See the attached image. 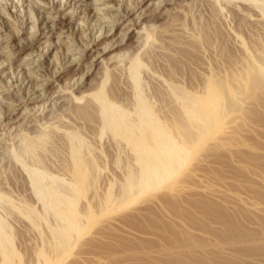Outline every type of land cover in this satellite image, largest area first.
I'll list each match as a JSON object with an SVG mask.
<instances>
[{
  "label": "rangeland",
  "instance_id": "1",
  "mask_svg": "<svg viewBox=\"0 0 264 264\" xmlns=\"http://www.w3.org/2000/svg\"><path fill=\"white\" fill-rule=\"evenodd\" d=\"M135 2L67 0L62 8L65 0H0V181L5 189L14 186L6 192L15 197L6 196L17 204L6 206L16 216L8 219L12 264H264V6L256 0H149L137 17L140 10L126 13ZM46 19L51 25L32 42ZM134 59L139 90L159 118L180 111V94L206 97L215 82L218 97L204 119L185 120L184 136L176 135L172 147L176 158L165 166L176 172L160 175L152 189L127 167L134 154L123 143L117 149L111 135L90 141L84 135L93 143L95 166L84 193L107 198L78 201L75 227L55 238L49 227L59 219L40 215L39 204L34 215H18L21 195L31 189L12 153L26 127L65 115L71 93L89 94L105 76L106 89L130 100ZM75 81L84 82L77 87ZM17 175L28 185L21 187Z\"/></svg>",
  "mask_w": 264,
  "mask_h": 264
},
{
  "label": "bare ground",
  "instance_id": "2",
  "mask_svg": "<svg viewBox=\"0 0 264 264\" xmlns=\"http://www.w3.org/2000/svg\"><path fill=\"white\" fill-rule=\"evenodd\" d=\"M66 1L67 0H65L64 4L59 3V6L60 7L62 6V8H64L66 6ZM136 1H137V3L135 2L136 5H134V7H130V9L126 13L134 14L135 12H138V10H140L137 13V15L135 14L137 17H139L143 15L144 5L149 0H136ZM248 1H252V0H248ZM256 1H259V2L261 1L260 2L261 5L264 6V3H263L264 0L263 1L256 0ZM43 3L45 4V2ZM257 5L260 6V4H257ZM260 8H263V7H260ZM131 11L133 12L130 13ZM140 13H142V15H140ZM3 22L4 24L5 23L7 24L8 21L3 20ZM40 22H42V20H40ZM41 24H42L41 27L40 25H38L35 32H33L32 42L37 40L36 38H34V36L40 33L42 34L44 27L51 25L50 21H48L47 19ZM173 25L175 26V24ZM179 28L181 27L179 26L178 29ZM191 32L186 31L184 34H186L187 35L186 37H189L190 39L197 38L198 36L197 32L194 31L195 34L197 35ZM128 37L129 36H127V38ZM123 39L124 38H121V40L116 39L118 41L117 44L122 45ZM111 41L113 42L112 39ZM112 42L110 43L111 45L114 44ZM110 44L109 46L107 45L104 46V48L106 47V51L107 49L108 50L112 49L111 48L112 46ZM24 45L25 44H23V46L21 47L23 48ZM104 48L102 49L103 51H105ZM98 53H101V51ZM261 54H264V52H261ZM261 54L258 56H261ZM108 60H109V57H108ZM41 63L42 64H39L40 70L42 68L46 70V66L43 65L44 62H41ZM131 63L132 64L129 63L130 65H132L131 69H129L130 71L134 67H137L140 65L137 59H134V62H131ZM93 65H94V62H91V64L87 66L88 70L86 69L87 71L82 72V73H86V76H88L90 74V70H91L90 68H92ZM103 68L105 69L107 67L103 66ZM128 68H130V66ZM235 68L237 67H228L226 68V72H234V70H237ZM134 70L129 73L131 77L130 80H132L134 83L133 96L130 100L128 99L125 100V98H121V94H119L117 91H114L111 88L106 89L107 87H105L106 86L105 83L107 79H105L106 77L105 76L103 81L97 80L98 81L97 82L93 80L96 85L100 81L101 83L100 85H97V86L93 83L96 87L94 88L95 90L93 89L94 91L89 86L88 88H90L91 90L90 89L88 90L92 91V92H89L88 90H86V93L88 91L89 94L88 93L85 94L84 93L85 90L83 91L84 94H82V91L81 92L79 91V96H80V93L82 95L78 97L75 94L73 95L71 91L70 92L71 95L69 94L70 95L69 99L71 100L70 103L73 105L69 104V99H68L67 101L69 104L68 106L70 105L71 106L69 107L70 109L69 108L63 109L64 111L66 109L68 110V112H65V115H64V112L60 111V113L54 114L52 117L50 116L51 118L48 117V119H45L44 121L42 119H44L45 116L42 117L41 119L42 121L38 119L37 123L34 125H29V126L26 125L28 127H26L27 130L25 129L26 132L23 131L24 136L22 137L24 138L20 137L19 138L21 139L20 144H18L16 148L14 147L15 149L18 148V151L16 150L14 153H12V158H13L14 163L11 162L14 164L15 170H17L16 168H18L19 171H21L20 173L23 174L22 175L19 173L20 175L23 176L21 180H23L25 177V179L27 180L30 186L29 189H31L30 195H29L30 198L29 196L24 197L25 194L21 195L23 193H20V194L18 193V195H21L22 198H24V201H22L23 203L21 205L23 207V209L21 208L22 213L18 212V215L24 216L25 218H27L29 214L31 216L34 215V213H37L35 210V206L39 204V206L43 208L42 209L43 213H41L40 215L42 216H45V214L46 216L51 215L52 219L56 221L59 219L63 223V225L62 223L60 225L59 223L60 221L58 220L56 224H54L52 227H49L51 231L50 233L53 237L56 238L60 236L61 233H63L64 231L67 230L68 232L69 231L68 229H71V228L73 229V227H75L76 225V222H75L76 204L80 200L82 201V200H86L89 198V197H86L87 195H85L86 193H84V191L87 190L86 187L89 186V182H90L89 174L92 170V167L95 168V166H92L91 163L93 162L92 161L93 158L90 156L91 155L90 153L92 152L91 148L93 150V143L92 142L88 143V142L90 141V138L96 135H99V137L100 136L104 137L103 135L104 133L107 135H111V137L112 136L114 137L112 138L115 141L117 139L116 143H119V145L117 144L119 147L115 145L118 147V148L116 147L117 149L120 148L121 146L120 144L122 143L123 145L129 148V150L134 154L133 155L134 161L131 164L127 165V167L131 168L132 171L140 172L141 180L144 181V187L146 189L148 188L152 189L158 186L159 185L158 183L160 182L159 179L161 178L159 177L160 175L169 176L171 173L176 172L175 168L170 169V170L165 169L166 164L170 162H174L176 158V155L172 151L174 148L173 146H175L174 140L177 138L176 135L184 136L183 135L184 131L182 132L180 130L183 128L182 126H185L183 124H185V122L187 123L188 120L189 122L190 121L199 122L200 119L205 118V108H207L208 106H210L209 108H212L211 105L215 103V99L218 97V94H219L218 89L216 87V83L214 82L212 83L213 85L211 84L206 97L200 96V94L195 95L193 93L194 95H192V98H191V95L189 97L188 94H187L188 96H185V94H180L181 98H179L178 103H177L179 105L178 109L180 111H176L177 114H173L172 117L171 116L169 117L166 115L164 118H161V117L159 118L158 116L160 114L156 112V108L154 107L155 105L152 103V101L148 100L150 97L147 98V96L146 97L142 96L143 94H141L139 90V87H138L139 85L137 83L138 78H137L136 72L134 73ZM245 70L246 72H250L249 68H246ZM105 73L106 72L104 71V74ZM100 75L102 76L98 77V79L103 78V74H100ZM83 82L75 81L73 84L76 83L77 87H79L83 84ZM93 84H91L92 88L94 87ZM68 87H69V90H71L70 86ZM25 101H30V100L24 97V102ZM25 108H27V106H25ZM171 122L172 123L174 122L175 126L177 127L175 128V130H177L176 133L174 132L175 130L173 129V127H171L172 126ZM32 132H36V133H34L33 135ZM16 135H19V134H16ZM84 135L88 136L87 139L89 138V141L86 139V137H84ZM105 137H108V136H105ZM101 140H99V142ZM103 141L105 142V140ZM90 144L92 145V147ZM58 146H61V147L57 149ZM55 148L62 152L60 156L62 155L64 159L61 158L62 156L60 157L56 154L57 151ZM59 157L63 161H60ZM175 166H177V164ZM98 167H100V165L97 166V168ZM16 177H17L18 182L21 183L20 185L21 187L26 184V183H23V182H26V180L21 182L19 176L17 175ZM137 179L138 177H133L132 183H135ZM2 181L3 180L0 181V264H12L13 263L12 256H13V252L15 253V251L13 250L12 237L10 235L11 230H9L12 227V225L10 226L11 223L8 224L9 223L8 219L9 217L11 218V216H12V219L16 216L13 217V215L10 213L12 211L9 212L10 208L7 210L6 206H8L7 204H13V205H17V204H14L13 199L12 200L10 199V197L12 198L13 195L10 196V194L6 192V190H8V187L10 185L5 189V186L3 185L4 183H1ZM4 182H7V181H4ZM8 183L9 182H7L6 184ZM114 183L120 184V181L118 182V180L116 179ZM12 187L14 186L12 185ZM13 194L15 195V193ZM6 195L10 197H7ZM104 195L103 196L100 195L99 198H96L94 196L88 200H93V198H95V199L100 200L101 202H105L104 199H106L107 197L106 195L105 196ZM22 198L20 199L22 200ZM4 206L6 207V209L4 208ZM14 214H16V212ZM78 218L79 216L77 217V219ZM6 219L8 222L6 221Z\"/></svg>",
  "mask_w": 264,
  "mask_h": 264
}]
</instances>
